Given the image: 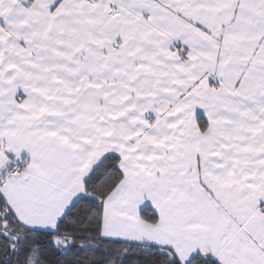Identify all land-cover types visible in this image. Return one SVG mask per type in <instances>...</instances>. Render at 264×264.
I'll return each mask as SVG.
<instances>
[{
    "label": "snow or ice",
    "instance_id": "snow-or-ice-1",
    "mask_svg": "<svg viewBox=\"0 0 264 264\" xmlns=\"http://www.w3.org/2000/svg\"><path fill=\"white\" fill-rule=\"evenodd\" d=\"M0 264H264V0H0Z\"/></svg>",
    "mask_w": 264,
    "mask_h": 264
}]
</instances>
